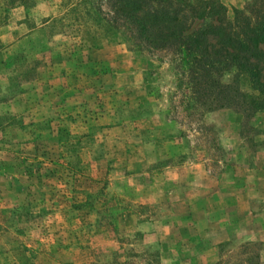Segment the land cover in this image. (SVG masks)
<instances>
[{
    "label": "rangeland",
    "instance_id": "1",
    "mask_svg": "<svg viewBox=\"0 0 264 264\" xmlns=\"http://www.w3.org/2000/svg\"><path fill=\"white\" fill-rule=\"evenodd\" d=\"M61 1L0 14V264H264V112L189 108L175 56L50 30Z\"/></svg>",
    "mask_w": 264,
    "mask_h": 264
},
{
    "label": "trees",
    "instance_id": "2",
    "mask_svg": "<svg viewBox=\"0 0 264 264\" xmlns=\"http://www.w3.org/2000/svg\"><path fill=\"white\" fill-rule=\"evenodd\" d=\"M32 1L2 0L0 14L15 3L26 11ZM60 7L62 16L47 20L49 29L63 26L64 20L89 48L120 37L131 53L175 56L188 87L189 108L197 104L207 109L264 112V0H251L230 12L218 0H62ZM20 58L13 57L12 63ZM33 71L30 67L8 78L12 90L17 81H32ZM224 76L227 82L221 83ZM239 81L250 93L238 89ZM3 119L8 125L15 123L13 116ZM31 126L37 138L47 137L41 135L50 130L47 122Z\"/></svg>",
    "mask_w": 264,
    "mask_h": 264
}]
</instances>
